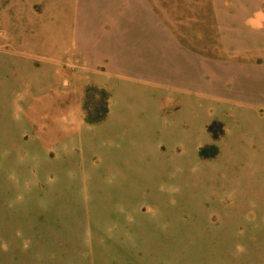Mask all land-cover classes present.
I'll return each mask as SVG.
<instances>
[{
    "label": "rangeland",
    "instance_id": "374dc122",
    "mask_svg": "<svg viewBox=\"0 0 264 264\" xmlns=\"http://www.w3.org/2000/svg\"><path fill=\"white\" fill-rule=\"evenodd\" d=\"M0 203V264H264V0H0Z\"/></svg>",
    "mask_w": 264,
    "mask_h": 264
},
{
    "label": "crops",
    "instance_id": "0c3cea01",
    "mask_svg": "<svg viewBox=\"0 0 264 264\" xmlns=\"http://www.w3.org/2000/svg\"><path fill=\"white\" fill-rule=\"evenodd\" d=\"M9 209H11V208H10V206L8 204H1L0 203V210H2V213L1 214L3 215L4 218L5 217L8 218L10 215H12L11 213L5 211V210H9ZM1 231H2V229L0 228V233H1Z\"/></svg>",
    "mask_w": 264,
    "mask_h": 264
}]
</instances>
